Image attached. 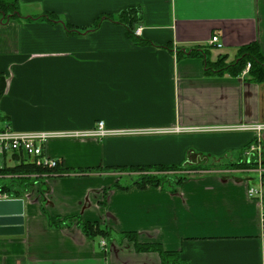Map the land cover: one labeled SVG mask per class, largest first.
Here are the masks:
<instances>
[{
  "label": "crops",
  "instance_id": "0c3cea01",
  "mask_svg": "<svg viewBox=\"0 0 264 264\" xmlns=\"http://www.w3.org/2000/svg\"><path fill=\"white\" fill-rule=\"evenodd\" d=\"M17 1L22 21L0 20V131L82 132L102 122L138 134L49 142L46 153L75 172L9 198L23 200V233L0 236V264H161L157 253L135 252L123 233L184 264H263L264 172L230 167L256 135L198 130L264 125V83L207 75L205 59H177V51L203 46L209 62L230 61L257 43L264 57V0ZM131 8L141 12L136 36L152 45L135 46L109 21L76 35L33 21L53 14L84 29ZM212 37L220 48L209 45ZM175 128L191 131L154 134ZM259 141L264 163V132ZM182 165L204 170L175 192L113 188L134 176L128 168ZM78 220L112 236L89 238Z\"/></svg>",
  "mask_w": 264,
  "mask_h": 264
},
{
  "label": "trees",
  "instance_id": "16d2710c",
  "mask_svg": "<svg viewBox=\"0 0 264 264\" xmlns=\"http://www.w3.org/2000/svg\"><path fill=\"white\" fill-rule=\"evenodd\" d=\"M141 12L138 8H131L120 12L116 17L111 15L101 16L94 21V23L84 29H78L72 25L66 24L53 14H44L33 21H44L52 25L61 24L68 35L80 34L81 31H94L99 28L103 21H109L113 24L121 25L125 28L127 39L135 46L144 47L152 45L149 41L141 39L135 35L136 29L141 26ZM3 18V19H2ZM5 24L11 20L21 22L22 19L18 12L17 0H0V20ZM169 49V48H168ZM211 49L203 46H194L189 49H179L177 51V59L185 57H198L205 59V70L207 75L228 74L231 77H238L242 74L247 64L250 68L245 77V81L251 84L264 83V57L257 43L238 48L235 51L234 58L228 60L226 55H218L215 62H209L208 56ZM1 95V93H0ZM7 159L11 160L12 166L6 164ZM3 161V162H2ZM257 162L255 159L248 160L246 157L235 165L230 167L234 170H256ZM264 167V163L261 161ZM203 171V167L198 166H175V167H135L128 168L123 172L136 174V179L131 180L130 184L121 185L116 183L113 188L120 190H127L130 186H135L140 190H145L148 187L160 188L162 190H175L187 179L192 177V174L198 171ZM75 171L63 169L58 164L54 169H48L37 165L35 160L30 159L23 153L5 156L0 159V179H8L9 182L16 184V189H30L37 186L39 182L43 185V179L58 178L64 175L71 174ZM81 172V171H77ZM83 172V171H82ZM264 176V175H263ZM131 178V177H129ZM135 178V177H132ZM8 182V183H9ZM8 186L0 184V193L9 192ZM16 192V190L13 189ZM42 192V191H41ZM18 192L11 195V198H19ZM62 225L70 226L68 221L52 225L53 227H61ZM77 226L81 232L92 239L109 240L112 236V231L100 226L98 223H84L80 220L77 221ZM122 236L130 243L133 244L134 250L137 253H157L161 259V264H184L180 260L178 253L166 252L159 244H142L139 243L136 233H123Z\"/></svg>",
  "mask_w": 264,
  "mask_h": 264
},
{
  "label": "built area",
  "instance_id": "2783aa9c",
  "mask_svg": "<svg viewBox=\"0 0 264 264\" xmlns=\"http://www.w3.org/2000/svg\"><path fill=\"white\" fill-rule=\"evenodd\" d=\"M140 29L135 32V35L139 36ZM209 45L220 48L221 45L218 42L217 37H212L210 39ZM250 68L247 64L242 75H246ZM191 131L190 129L175 128L170 131H157L156 133L165 134H179L187 133ZM202 132H215V131H225V132H251L256 135L255 143L250 145L245 153V157L248 160L255 159L258 165H261V149H260V137L264 132V125H237L234 127L224 128V129H199ZM153 133V132H152ZM136 132L131 131H109L105 129L104 124L99 122L96 127L91 131H69V132H16L10 129H5L0 131V159L5 156H10L13 154L23 153L32 160H35L37 165L48 169H54L59 164L57 160L51 158L46 153L47 143L51 140H75V139H104L110 136L116 135H135ZM261 172L264 170L257 169ZM248 195L251 198L257 197V191L254 189H249ZM10 197L6 194L0 193V200H7ZM262 222L264 225V213L262 215ZM101 247H105V243H100ZM264 264V259H263Z\"/></svg>",
  "mask_w": 264,
  "mask_h": 264
},
{
  "label": "water",
  "instance_id": "95a60500",
  "mask_svg": "<svg viewBox=\"0 0 264 264\" xmlns=\"http://www.w3.org/2000/svg\"><path fill=\"white\" fill-rule=\"evenodd\" d=\"M23 200H0V236L23 233Z\"/></svg>",
  "mask_w": 264,
  "mask_h": 264
},
{
  "label": "rangeland",
  "instance_id": "374dc122",
  "mask_svg": "<svg viewBox=\"0 0 264 264\" xmlns=\"http://www.w3.org/2000/svg\"><path fill=\"white\" fill-rule=\"evenodd\" d=\"M58 140H62V139H57V140H51V141H58ZM51 141H49V142H51ZM48 142V143H49ZM47 143V144H48ZM260 167V169H262V170H264V167L262 166V165H257V168L256 169H258ZM136 174H134V176H132V177H135V178H123L122 180H121V185H127V184H130V182H131V180H135L136 179ZM8 181V179H6V180H0V184H2L3 186H8V188H10L9 190V192H7V193H5L6 195H8L9 197L11 196V195H13V194H15L16 192H18L17 193V195H21V196H24V194L26 193V192H28L31 188H36L35 186L34 187H31L29 190L28 189H26V190H24V189H16L17 187H16V184H14V183H12V182H9ZM38 188V187H37ZM13 189L14 190H16V192L15 191H13Z\"/></svg>",
  "mask_w": 264,
  "mask_h": 264
}]
</instances>
